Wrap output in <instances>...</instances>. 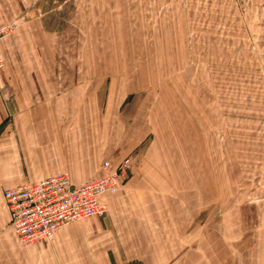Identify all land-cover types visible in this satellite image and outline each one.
<instances>
[{
  "label": "rangeland",
  "instance_id": "rangeland-1",
  "mask_svg": "<svg viewBox=\"0 0 264 264\" xmlns=\"http://www.w3.org/2000/svg\"><path fill=\"white\" fill-rule=\"evenodd\" d=\"M7 24L8 108L66 92L53 124L88 128L97 171L128 161L146 195L120 190L126 222L151 227L140 257L115 260L101 234L40 251L55 264H264V0H0ZM78 223L70 236L96 229Z\"/></svg>",
  "mask_w": 264,
  "mask_h": 264
},
{
  "label": "crops",
  "instance_id": "crops-1",
  "mask_svg": "<svg viewBox=\"0 0 264 264\" xmlns=\"http://www.w3.org/2000/svg\"><path fill=\"white\" fill-rule=\"evenodd\" d=\"M43 92L45 95L38 93L39 100L36 104L20 109L21 111H14L15 109H9L7 106L6 100L9 96L0 91V126L7 122L8 114L12 116L10 119L12 129L8 124L5 125L6 128L1 127L0 129V255L7 256L2 257V261L4 260L2 264H55V261L47 255L48 253L40 251L46 249V245L51 244L52 249L55 250L66 248L70 251L78 241L85 243L87 239H90L89 242L100 234L102 236L95 239L97 244L105 248L113 243L115 260L138 257L142 252H139L141 243L149 244L151 241L149 236L151 227L145 222H131L134 227L131 234L127 224L129 220L124 213L126 211L123 199L119 195L121 189L114 194L102 196V200L107 203L109 209L107 219L100 216H89L78 220V225L82 227L88 226L91 222L96 223V229L92 228L88 233H81L83 237L69 235L70 231L77 227L75 224L77 221L61 227L51 243L40 241L30 247H22L13 231L12 236L1 234L3 228L9 223L2 196L4 188L19 186L26 181L45 178L57 173H66L74 183H77L99 172V169L97 171L98 157L94 156V151L89 150L88 128L81 127L75 133L71 129L65 132L61 129L64 127L63 124H53L52 116H61L63 110H66L63 107L66 104V92L58 94L51 89ZM32 97L35 101L37 100L35 93ZM30 100H32L31 97ZM104 159L107 158L100 161ZM107 160L111 166H115L122 159ZM129 170L131 174V169ZM128 182L133 191L132 194L130 193L132 201H135V197L139 195L145 197L146 194L141 190L140 183L135 177L130 178ZM109 230L114 237L112 240L110 236H107ZM144 236L145 239H140ZM131 243L135 248L134 255L126 250V245H131ZM144 257L150 260L154 258L153 255Z\"/></svg>",
  "mask_w": 264,
  "mask_h": 264
},
{
  "label": "built area",
  "instance_id": "built-area-1",
  "mask_svg": "<svg viewBox=\"0 0 264 264\" xmlns=\"http://www.w3.org/2000/svg\"><path fill=\"white\" fill-rule=\"evenodd\" d=\"M10 25L0 26V39ZM3 57L0 50V71ZM129 176V163L121 160L111 166L103 160L99 172L74 183L66 173L26 181L3 191L9 227L22 247L40 241H51L63 226L89 216H103L107 203L104 194H114L123 188Z\"/></svg>",
  "mask_w": 264,
  "mask_h": 264
}]
</instances>
